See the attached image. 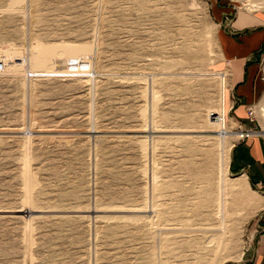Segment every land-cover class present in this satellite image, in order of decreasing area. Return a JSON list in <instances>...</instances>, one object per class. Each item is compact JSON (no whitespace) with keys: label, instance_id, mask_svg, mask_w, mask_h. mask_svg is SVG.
I'll use <instances>...</instances> for the list:
<instances>
[{"label":"rangeland","instance_id":"rangeland-1","mask_svg":"<svg viewBox=\"0 0 264 264\" xmlns=\"http://www.w3.org/2000/svg\"><path fill=\"white\" fill-rule=\"evenodd\" d=\"M243 12L264 25V0H0V264L239 258L259 196L228 161L264 138V51L241 121L220 70Z\"/></svg>","mask_w":264,"mask_h":264},{"label":"crops","instance_id":"crops-1","mask_svg":"<svg viewBox=\"0 0 264 264\" xmlns=\"http://www.w3.org/2000/svg\"><path fill=\"white\" fill-rule=\"evenodd\" d=\"M234 32L220 38L223 61L220 70L226 79L229 112L241 121L246 105L262 93L259 60L264 51V25L248 13H240L231 22ZM262 50V52H261ZM235 102V105H233ZM238 122V121H237ZM229 170L245 181L259 200L249 226V240L239 258L223 264H264V138L259 134L237 141L231 147Z\"/></svg>","mask_w":264,"mask_h":264},{"label":"built area","instance_id":"built-area-1","mask_svg":"<svg viewBox=\"0 0 264 264\" xmlns=\"http://www.w3.org/2000/svg\"><path fill=\"white\" fill-rule=\"evenodd\" d=\"M250 114H252V111H250ZM254 133V131L248 130L246 128H240V130L238 131V139L239 140H244L250 136H252Z\"/></svg>","mask_w":264,"mask_h":264},{"label":"trees","instance_id":"trees-1","mask_svg":"<svg viewBox=\"0 0 264 264\" xmlns=\"http://www.w3.org/2000/svg\"><path fill=\"white\" fill-rule=\"evenodd\" d=\"M261 52H262V50H261Z\"/></svg>","mask_w":264,"mask_h":264},{"label":"bare ground","instance_id":"bare-ground-1","mask_svg":"<svg viewBox=\"0 0 264 264\" xmlns=\"http://www.w3.org/2000/svg\"><path fill=\"white\" fill-rule=\"evenodd\" d=\"M243 185V184H242Z\"/></svg>","mask_w":264,"mask_h":264}]
</instances>
